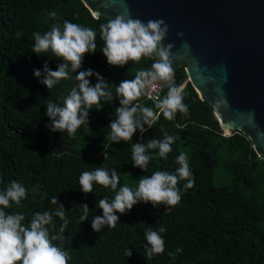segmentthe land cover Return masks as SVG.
I'll return each mask as SVG.
<instances>
[{
    "label": "trees",
    "instance_id": "16d2710c",
    "mask_svg": "<svg viewBox=\"0 0 264 264\" xmlns=\"http://www.w3.org/2000/svg\"><path fill=\"white\" fill-rule=\"evenodd\" d=\"M57 13L56 19L48 16ZM71 21L96 32L97 50L85 54L81 69H92L106 81L118 84L133 79L139 69H148L153 61H129L123 67L110 66L101 52L104 41L100 25L108 21L95 18L80 0H0V191L15 180L28 192L19 205L4 209L7 213H22L26 226L36 212H54L51 203L57 196L66 210L69 221L64 233L63 223L53 215L48 226L49 235H62L53 243L69 254L68 264H264V159L257 156L250 140L240 131L224 135L211 106L199 98L188 81L184 65L175 69V83L183 86V102L188 114L177 112L169 121L161 114L158 121L132 140L110 142L113 119L119 99L115 87L109 90L114 99L104 101L102 107L93 105L89 124L81 125L75 136L66 131L50 133L45 127L48 101L62 104L63 98L77 83L74 79L61 80L51 89L39 83L34 69L42 70L45 60L56 69L62 61L51 51L32 52L33 33L43 34L54 23ZM22 32L19 38L16 33ZM69 75L75 76L69 69ZM92 84L95 77H90ZM163 87L160 98L167 94ZM135 103L152 107L156 100L142 96ZM164 132L176 137L167 158L158 156V149L149 150L151 159L145 171L132 166V143L150 138L162 139ZM183 147V151L181 149ZM103 151L108 152L104 159ZM188 156L194 186L184 190L180 181L181 199L175 206L137 203L120 217L114 228L104 226L97 233L91 229V219L101 215L98 201L114 198L110 188L93 184L92 193H82L79 176L96 167L115 168L117 173L150 176L155 171L175 172L179 167L176 157ZM230 181L214 183L216 169ZM37 190L32 191L33 188ZM97 202V203H96ZM82 203L89 206L88 219L79 222ZM2 207V206H0ZM165 240V251L151 258L145 256V231L159 230ZM131 256H126V249ZM182 249L176 252V249ZM175 253V258L168 255Z\"/></svg>",
    "mask_w": 264,
    "mask_h": 264
},
{
    "label": "clouds",
    "instance_id": "9594fccd",
    "mask_svg": "<svg viewBox=\"0 0 264 264\" xmlns=\"http://www.w3.org/2000/svg\"><path fill=\"white\" fill-rule=\"evenodd\" d=\"M48 16L56 19L55 11L49 12ZM168 32V25L163 19L142 21L138 18L116 15L100 25V35L104 41L101 49L102 54L110 66L123 67L129 61L139 63L148 58L153 61L148 69L136 71L133 79L121 80L118 84H112L92 69H81L85 54H92L97 50L96 32L91 27H86L68 20L63 23H54L51 29L43 34L33 33L34 44L32 52L40 56V53L51 51L60 59L56 69L48 66L47 60L42 70L34 69L35 77L40 78L39 83L47 89H51L61 80L74 79L77 83L63 98L62 104L52 101L46 103L45 115L49 123L45 127L50 133L64 132L72 137L81 125L89 124V111L93 105L102 107L101 100L112 101L111 87H115L116 96L119 99V107L113 113L107 127L111 129L108 137L110 142L119 143L132 140L134 133L139 131L143 134L146 127L151 128L162 114L169 121L173 120L177 112L188 114V105L183 102L184 91L182 85L174 81L173 67L169 60L170 49L173 44H163ZM22 32H17L19 38ZM177 33V36H182ZM69 69L75 76L69 75ZM90 77H95L96 83L90 82ZM167 87V94L160 98L157 96L155 109L135 103L142 96L148 95L149 90ZM176 137L164 132L162 139L150 138L146 142L132 143V166L145 171L151 156L149 150L158 149V156L166 159L172 151L171 145ZM104 159L108 152L103 151ZM179 167L175 172L166 170L155 171L150 176H141L135 189L120 184V176L115 168L106 169L96 167L91 171H83L79 176V186L82 193L88 194L93 191V184H99L110 188L114 198L107 197L98 201L101 215H95L91 219V229L99 232L102 227L114 228L120 217L116 213L124 214L130 211L137 203L175 206L181 199V190L178 187L180 181H186L184 190L194 186L192 172L188 163V156L180 153L176 157ZM37 189H32L35 192ZM28 190L19 182L12 180L7 188L0 191V264H68L69 254L62 247L53 243L54 240H63L62 235H49L48 228L53 220V215L63 221L60 232L64 233L69 221L66 210L62 203L58 202L57 196H53L51 203L57 205L54 212H36L30 223L26 226L22 222L25 216L22 213H7L4 209L10 208L13 203L19 205L26 198ZM97 203V202H96ZM82 215L79 222L88 219L89 206L82 203ZM166 229L159 230L148 228L145 231V256L151 258L165 251V240L161 233ZM182 249L177 248L176 252ZM126 256L132 252L128 248ZM169 256L175 258V253L169 252Z\"/></svg>",
    "mask_w": 264,
    "mask_h": 264
},
{
    "label": "water",
    "instance_id": "95a60500",
    "mask_svg": "<svg viewBox=\"0 0 264 264\" xmlns=\"http://www.w3.org/2000/svg\"><path fill=\"white\" fill-rule=\"evenodd\" d=\"M80 1L95 18L163 19L174 81L184 65L223 134L242 132L264 159V0Z\"/></svg>",
    "mask_w": 264,
    "mask_h": 264
},
{
    "label": "rangeland",
    "instance_id": "374dc122",
    "mask_svg": "<svg viewBox=\"0 0 264 264\" xmlns=\"http://www.w3.org/2000/svg\"><path fill=\"white\" fill-rule=\"evenodd\" d=\"M181 149L183 151V147H181ZM119 176H120V184L127 185L132 189H135L137 187L138 180L141 177L140 174H131L129 172L120 174ZM215 176H216V179L214 180V183H218V181H221V180L223 183H227L230 181V177L227 175H223L220 168L216 169Z\"/></svg>",
    "mask_w": 264,
    "mask_h": 264
},
{
    "label": "built area",
    "instance_id": "2783aa9c",
    "mask_svg": "<svg viewBox=\"0 0 264 264\" xmlns=\"http://www.w3.org/2000/svg\"><path fill=\"white\" fill-rule=\"evenodd\" d=\"M161 91H162V88H157L155 91H152V90H149V93H150V95H151V99H153V100H156L155 98L157 97V96H161ZM147 97H149L148 95H146Z\"/></svg>",
    "mask_w": 264,
    "mask_h": 264
}]
</instances>
